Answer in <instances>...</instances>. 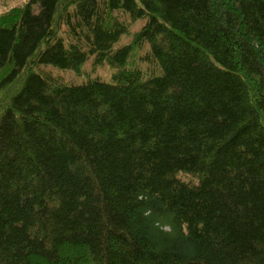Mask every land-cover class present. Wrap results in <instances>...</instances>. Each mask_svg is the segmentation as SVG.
<instances>
[{"label":"trees","instance_id":"1","mask_svg":"<svg viewBox=\"0 0 264 264\" xmlns=\"http://www.w3.org/2000/svg\"><path fill=\"white\" fill-rule=\"evenodd\" d=\"M0 264H264V0L1 14Z\"/></svg>","mask_w":264,"mask_h":264},{"label":"rangeland","instance_id":"2","mask_svg":"<svg viewBox=\"0 0 264 264\" xmlns=\"http://www.w3.org/2000/svg\"><path fill=\"white\" fill-rule=\"evenodd\" d=\"M27 0H0V15L6 13L14 8L22 6ZM135 31V28L131 27V32ZM127 36H122L119 40V44L123 45L127 42ZM44 71L51 72L53 75L60 76L67 83L81 84L87 79L98 78L104 82H109L111 75L114 73V69L107 65L101 67L93 66V57H89L83 64L80 73L76 74L73 71H60L51 66H42Z\"/></svg>","mask_w":264,"mask_h":264}]
</instances>
